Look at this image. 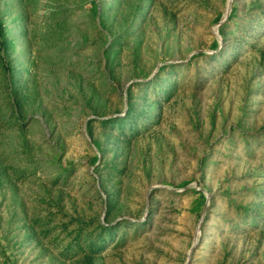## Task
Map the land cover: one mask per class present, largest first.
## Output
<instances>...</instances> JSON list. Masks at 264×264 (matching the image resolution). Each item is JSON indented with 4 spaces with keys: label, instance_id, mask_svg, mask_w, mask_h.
I'll list each match as a JSON object with an SVG mask.
<instances>
[{
    "label": "rangeland",
    "instance_id": "374dc122",
    "mask_svg": "<svg viewBox=\"0 0 264 264\" xmlns=\"http://www.w3.org/2000/svg\"><path fill=\"white\" fill-rule=\"evenodd\" d=\"M0 264H264V0H0Z\"/></svg>",
    "mask_w": 264,
    "mask_h": 264
}]
</instances>
